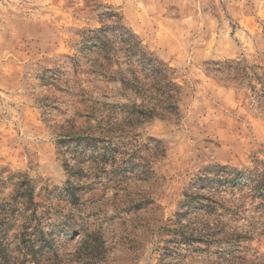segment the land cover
Returning <instances> with one entry per match:
<instances>
[{"label": "rangeland", "instance_id": "obj_1", "mask_svg": "<svg viewBox=\"0 0 264 264\" xmlns=\"http://www.w3.org/2000/svg\"><path fill=\"white\" fill-rule=\"evenodd\" d=\"M105 12L172 119L78 49ZM263 83L264 0H0V264H264Z\"/></svg>", "mask_w": 264, "mask_h": 264}, {"label": "trees", "instance_id": "obj_2", "mask_svg": "<svg viewBox=\"0 0 264 264\" xmlns=\"http://www.w3.org/2000/svg\"><path fill=\"white\" fill-rule=\"evenodd\" d=\"M112 15V12H105L104 17L99 19L100 27L82 33L76 43L78 49L83 54H94L92 66L98 73L116 71L121 76L122 88L130 89L142 98V104L136 106L134 111L127 112L128 116L138 121L156 116L172 119L178 114L180 93V86L173 80L172 68L150 51L132 31L120 25L119 19L108 23ZM114 64H124L125 67L112 71ZM262 88L264 95V83ZM23 190L25 195L32 193L29 187Z\"/></svg>", "mask_w": 264, "mask_h": 264}]
</instances>
